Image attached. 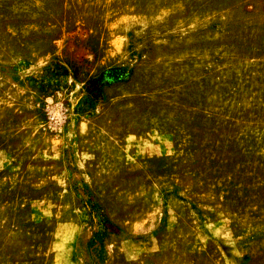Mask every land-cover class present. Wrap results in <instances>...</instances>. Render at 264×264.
I'll use <instances>...</instances> for the list:
<instances>
[{
	"label": "rangeland",
	"instance_id": "1",
	"mask_svg": "<svg viewBox=\"0 0 264 264\" xmlns=\"http://www.w3.org/2000/svg\"><path fill=\"white\" fill-rule=\"evenodd\" d=\"M0 264H264V0H0Z\"/></svg>",
	"mask_w": 264,
	"mask_h": 264
},
{
	"label": "trees",
	"instance_id": "2",
	"mask_svg": "<svg viewBox=\"0 0 264 264\" xmlns=\"http://www.w3.org/2000/svg\"><path fill=\"white\" fill-rule=\"evenodd\" d=\"M117 70H119V69H114L113 71H111V73H113V72H115V71H117ZM109 74H110V73H109ZM105 75H106V74H105ZM105 75L102 76V78L100 79V81H103V78H104ZM113 81H119V79H117V78H113Z\"/></svg>",
	"mask_w": 264,
	"mask_h": 264
}]
</instances>
